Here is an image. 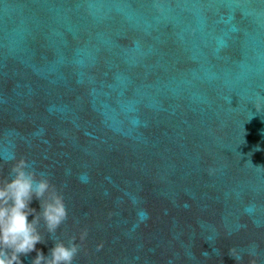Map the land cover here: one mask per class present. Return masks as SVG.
Wrapping results in <instances>:
<instances>
[{"label":"water","instance_id":"1","mask_svg":"<svg viewBox=\"0 0 264 264\" xmlns=\"http://www.w3.org/2000/svg\"><path fill=\"white\" fill-rule=\"evenodd\" d=\"M13 151L68 207L39 225L45 255L87 227L73 264H237L252 244L264 264V0H0Z\"/></svg>","mask_w":264,"mask_h":264},{"label":"clouds","instance_id":"2","mask_svg":"<svg viewBox=\"0 0 264 264\" xmlns=\"http://www.w3.org/2000/svg\"><path fill=\"white\" fill-rule=\"evenodd\" d=\"M254 106L257 111L261 110L259 99ZM44 134V129L35 133L39 138H43ZM6 163L10 164L8 175H0V264H23L21 256L32 252L36 253L32 264H73L85 245L89 229L81 228L78 235H73L67 242L56 239L54 246L45 255L36 247L38 243L44 242L39 225L43 221L47 232L54 235L68 219V207L62 190L50 181L47 174L38 173L26 158H17L14 151L8 160L0 162V170ZM66 174H71V170H66ZM77 179L86 184L90 176L87 172H81ZM34 198L40 201L39 212L31 207ZM254 209V205H249L245 212L251 214ZM108 215L111 217L112 213ZM29 217L32 219L29 220ZM148 219L150 213L147 209L142 210L138 216L139 223H146ZM206 240L213 244L211 239ZM257 247L255 244L249 246L247 261L245 255L235 246L228 249V255L234 258L237 264H260ZM103 248L104 243L101 242L96 245L95 251L99 253ZM218 251L219 249L213 247L214 253ZM201 256L207 259L210 254L204 251ZM169 264L175 262L170 260Z\"/></svg>","mask_w":264,"mask_h":264}]
</instances>
